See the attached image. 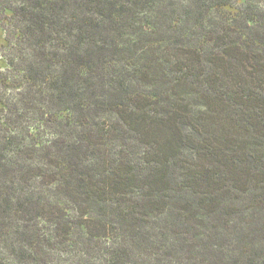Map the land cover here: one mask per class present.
<instances>
[{
  "label": "trees",
  "instance_id": "1",
  "mask_svg": "<svg viewBox=\"0 0 264 264\" xmlns=\"http://www.w3.org/2000/svg\"><path fill=\"white\" fill-rule=\"evenodd\" d=\"M0 29V264H264V0H0Z\"/></svg>",
  "mask_w": 264,
  "mask_h": 264
},
{
  "label": "rangeland",
  "instance_id": "2",
  "mask_svg": "<svg viewBox=\"0 0 264 264\" xmlns=\"http://www.w3.org/2000/svg\"><path fill=\"white\" fill-rule=\"evenodd\" d=\"M5 44H6V34L2 29H0V72L4 71L8 67L7 60L5 59V57L3 56V53H2V47ZM205 133H206V131H204V136H207ZM201 149H202V147H201ZM201 149H200V147H198L196 150H190V152L185 151L184 155L181 158V160H183V161H181V164L183 163V164H185V166L191 167L193 172L194 171L195 172L196 171L203 172L204 171V163H205L204 160H206L208 158H204V154H203V151H201ZM212 161H213V159H210L207 161L206 164H208V163L210 164V162H212ZM201 168H203V169H201ZM210 169H212L213 171H208L207 173L209 174V172H213L212 173V175L214 176L213 179H217L218 178V172L214 171V170H217V168H210ZM203 174H204V172H203ZM203 181H210V177L208 180H203ZM204 189H205V186L204 187H196V188H193V191L195 193L201 195ZM185 210L187 211V216H190L191 218L195 217L196 219H198V222L200 223V217L198 215L203 213L202 210L199 211V210L193 209L191 211V208L190 207L188 208V206L185 207Z\"/></svg>",
  "mask_w": 264,
  "mask_h": 264
}]
</instances>
